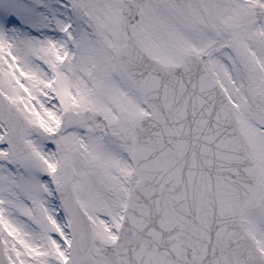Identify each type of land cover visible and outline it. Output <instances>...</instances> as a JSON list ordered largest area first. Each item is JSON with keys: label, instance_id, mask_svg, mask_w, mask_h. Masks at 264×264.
I'll return each mask as SVG.
<instances>
[{"label": "snow or ice", "instance_id": "1", "mask_svg": "<svg viewBox=\"0 0 264 264\" xmlns=\"http://www.w3.org/2000/svg\"><path fill=\"white\" fill-rule=\"evenodd\" d=\"M0 264H264V0H0Z\"/></svg>", "mask_w": 264, "mask_h": 264}]
</instances>
